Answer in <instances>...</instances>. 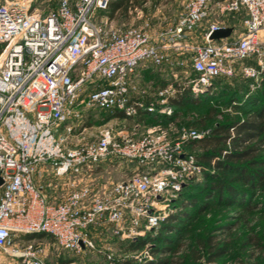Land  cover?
<instances>
[{
	"label": "built area",
	"instance_id": "1",
	"mask_svg": "<svg viewBox=\"0 0 264 264\" xmlns=\"http://www.w3.org/2000/svg\"><path fill=\"white\" fill-rule=\"evenodd\" d=\"M107 1L58 0L47 15L0 4V252L15 237L44 234L59 249L78 253L96 248L90 232L96 228L112 225L126 241L165 221L164 194L202 169L183 146L205 133L187 127L175 139L169 136L171 99L178 91L146 93L139 86L141 68L174 71L178 56L186 54L199 90L232 77L237 68L248 79L264 72V0L184 1L178 22L155 39L145 29L98 23L95 12L105 10ZM241 10L240 35L210 40L221 28L210 20L213 14ZM201 29L203 41L191 42ZM92 109L119 125L103 124L94 141L64 151L72 121ZM153 113L167 120L169 130L157 124L140 133L139 119ZM127 119L133 120L129 130ZM107 159L132 161L135 168L110 189L83 183ZM44 162H51L54 178L67 189L59 202L47 197L45 182L34 180L35 165ZM22 258L23 264H42L29 251ZM107 259L112 262L110 254Z\"/></svg>",
	"mask_w": 264,
	"mask_h": 264
},
{
	"label": "rangeland",
	"instance_id": "2",
	"mask_svg": "<svg viewBox=\"0 0 264 264\" xmlns=\"http://www.w3.org/2000/svg\"><path fill=\"white\" fill-rule=\"evenodd\" d=\"M5 1L27 5L29 11H36L41 15L54 11L58 3V0H0V4L6 3ZM184 1L187 2L146 0L139 8L130 9L126 14L116 13L112 18L107 8L97 10L95 18L98 23H105L107 28L145 29L155 39L159 33L178 22ZM217 1L219 0H210L212 4ZM210 20L219 26L233 25L240 35L243 31L244 12L241 10L233 14H213ZM178 59L179 66L174 70L176 73L171 71L170 67H149L139 78L141 89L152 96H157L158 92L169 87L176 92L179 89H188L186 102L173 110V130L168 131L167 120L153 113L139 119L140 133L157 124L168 129L172 139L176 138L182 128L187 127L206 133L218 126L228 127L235 120L247 119L264 108V74L257 79H248L237 68L232 77L217 79L212 88L199 90L193 88L196 75L188 55L181 54ZM107 118L105 112L96 109L83 112L80 121H72L73 137L71 135L64 143L63 150L71 149L79 143L94 141L99 126L103 125ZM132 122L133 120L127 119L123 123ZM112 123L109 124L114 125L116 122ZM116 124L119 125V121ZM183 151L194 159L202 153L199 145L191 142L183 146ZM260 155L264 156V149ZM112 160L107 159L89 172L83 183L110 189L129 177L135 168V162L125 159ZM50 164L51 162L37 163L35 173L40 177L39 180L47 184V197L59 202L68 192L54 178L53 165ZM208 172L212 175L219 173V176L211 178L210 174L205 177V172L201 169L200 173L194 174L181 187L164 194L166 201L161 206L167 215L165 222L170 216L177 217L167 222L171 229L159 228L154 232L147 231L133 240L121 241L114 235L112 225H106L90 231L96 248L78 253L59 249L54 241L44 234H27L15 237L12 245L5 252H0V264H23L22 256L28 251L37 254L42 264H125L128 261L131 264H146L150 261L147 260V254H150L157 264H264V216L260 214V208L252 207L254 203L261 205L264 202V194L236 184V200L233 201L228 194L219 199L213 194L211 185L223 179L230 180L236 172L231 170L221 174L212 168ZM248 207L253 209L247 210ZM138 238H145L149 243L137 248L136 243L132 245L131 242ZM209 241L214 246L213 251L208 246ZM220 249H224V254L214 258V253ZM107 254H110L112 262L107 259Z\"/></svg>",
	"mask_w": 264,
	"mask_h": 264
},
{
	"label": "trees",
	"instance_id": "3",
	"mask_svg": "<svg viewBox=\"0 0 264 264\" xmlns=\"http://www.w3.org/2000/svg\"><path fill=\"white\" fill-rule=\"evenodd\" d=\"M145 2L146 0H111L107 1L106 8L112 18L116 13L126 14L130 9L139 8ZM187 94L188 89L177 92L176 96L171 99L173 109L186 102ZM191 143H197L202 151L195 157V160L205 172V177L210 176L211 173L208 172L210 168L221 174H226L231 170L236 172L230 180L223 179L211 185L213 194H216L219 199L228 194L233 201L236 200L238 198L236 184L256 189L264 194V156L260 155L264 149V108L259 109L247 119L233 121L228 127L218 126L212 131H207L202 138L191 141ZM217 174H211V178H217L219 176ZM252 207L260 208V214L264 216V202L261 205L254 203ZM250 208L248 207L247 210ZM176 218V216H170L166 221L170 222ZM167 222L163 221L159 228L171 229ZM131 243L132 245L136 243L137 248H142L149 242L145 238H138ZM208 246L213 251L214 246L210 241ZM224 252V249H220L214 253V258L223 255ZM152 254H154L153 251ZM125 264L131 263L128 261ZM146 264L157 263L151 260Z\"/></svg>",
	"mask_w": 264,
	"mask_h": 264
},
{
	"label": "crops",
	"instance_id": "4",
	"mask_svg": "<svg viewBox=\"0 0 264 264\" xmlns=\"http://www.w3.org/2000/svg\"><path fill=\"white\" fill-rule=\"evenodd\" d=\"M221 28H231L232 29V33H231V35H230V37H228V38H226V39H229V38H232V37H234V36H237L238 34H237V31H236V28H235V26H233V25H222L221 26ZM203 34H204V32L202 31V29L201 30H197L196 32H194L192 35H191V42H202L203 41ZM226 39H223V40H226ZM212 41H219V40H212ZM249 63H252V64H254V61H249ZM149 67H152V66H146L145 68H141L140 69V75H141V73H145L146 72V70H148L149 69ZM175 73V72H174ZM143 74H142V76H143ZM107 114V113H106ZM107 121L105 120V122H104V124H109V123H112V122H114L115 121V118H113V116H110L109 114H107ZM120 118V117H119ZM113 124V123H112ZM128 125V130L131 128L130 126H131V124H127ZM141 126V125H140ZM106 167H108V166H106ZM40 178V177H39ZM39 178H38V176H37V174L35 175V177H34V180H35V182L36 183H40V182H42V180L40 179L39 180ZM46 195H48L47 194V191H46ZM49 196V195H48Z\"/></svg>",
	"mask_w": 264,
	"mask_h": 264
},
{
	"label": "water",
	"instance_id": "5",
	"mask_svg": "<svg viewBox=\"0 0 264 264\" xmlns=\"http://www.w3.org/2000/svg\"><path fill=\"white\" fill-rule=\"evenodd\" d=\"M231 33H232L231 28H220L211 33L210 40H223V39L230 37ZM1 184H2V181L0 179V185Z\"/></svg>",
	"mask_w": 264,
	"mask_h": 264
}]
</instances>
